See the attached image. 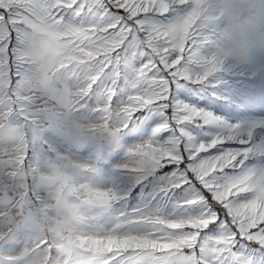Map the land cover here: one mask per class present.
<instances>
[{
	"label": "snow or ice",
	"instance_id": "1",
	"mask_svg": "<svg viewBox=\"0 0 264 264\" xmlns=\"http://www.w3.org/2000/svg\"><path fill=\"white\" fill-rule=\"evenodd\" d=\"M223 3L0 0V59L15 55L26 20L89 33L90 52L119 45L98 59L108 67L93 89L125 124L99 172L108 174L125 146L144 157L128 203L177 209L196 234L194 255L166 264H264V72L233 75L214 52L213 13Z\"/></svg>",
	"mask_w": 264,
	"mask_h": 264
},
{
	"label": "rangeland",
	"instance_id": "2",
	"mask_svg": "<svg viewBox=\"0 0 264 264\" xmlns=\"http://www.w3.org/2000/svg\"><path fill=\"white\" fill-rule=\"evenodd\" d=\"M22 31L25 37L14 46L15 55L0 59V69L9 75L10 134L20 137L22 129L16 125L15 112L22 107L15 106L16 90H23L26 99L43 91L40 83L44 80L38 81V66L32 62L33 51L41 54L44 50L49 56V46L57 44L56 71L68 70V93L74 99L63 119L68 122V138L74 145L68 149L71 184L68 205L58 208L60 213L55 216L49 183L42 177V157L50 155L49 146L43 139H35L33 129L37 127L29 120L38 111L24 106L23 147L21 142H11L10 136L9 165L0 169V264H166L176 254L194 255L190 247L196 234L185 231L187 221L177 209L151 200L128 203L138 171L146 166L135 149L125 146L109 173L99 172V160L105 152L115 151L125 124L120 122L121 109L110 107L99 97L100 89H93L108 67L100 68L98 59L105 53L111 55L119 45L109 42L108 48L90 52L82 45L92 42L91 34L75 30L52 33L34 20H26ZM213 48L216 52L215 43ZM64 59L68 63H60ZM17 64L22 66L19 73ZM225 67H232L233 75H257L254 70ZM18 164L19 170L14 171ZM259 194L264 196V185Z\"/></svg>",
	"mask_w": 264,
	"mask_h": 264
},
{
	"label": "crops",
	"instance_id": "3",
	"mask_svg": "<svg viewBox=\"0 0 264 264\" xmlns=\"http://www.w3.org/2000/svg\"><path fill=\"white\" fill-rule=\"evenodd\" d=\"M57 47V44L49 46L52 50V53H48L49 56L44 50H41L42 55L35 51L31 55L32 62L38 66L36 67L39 74L37 77L38 81L44 80L42 84L40 83L43 91H37L38 95L35 98L26 99L23 90H16L17 104L15 106H22L17 107L15 112V116L18 119L16 125L22 128L20 137L19 134H10L9 75L0 69V169L7 168L9 165L7 147L10 142V136L12 137L11 142L13 140H16L17 143L21 142L23 147V128H25L26 123L24 106H32V109L38 111L32 118H29L32 122L31 125L37 127V130L33 129L36 136L35 139H43V142L48 144L50 150V155L42 157L45 170V174L42 177L45 182L49 183L47 190H49L50 196H53L51 197V205L55 216L60 213L58 208L63 209L68 205V184H71V176L68 175V149L71 150L74 146L71 137L69 136L68 138V122L65 123L63 121L66 118V112L74 105V99L68 93V70L56 71L59 61L57 60L58 56L54 55V52L56 53ZM4 58L8 59V56H4ZM60 63L66 64L68 60H61ZM42 64H45L43 70H41ZM46 79H49V81H45ZM94 106H99V104H94ZM11 116L13 117L14 114ZM11 133L13 134L14 132L12 131ZM14 136H16V139ZM53 154H55V159H52ZM23 160L22 157L21 161ZM34 166V163H32L33 168ZM18 170L19 164L14 171ZM60 171L62 174H57ZM52 198L55 199L54 202H52Z\"/></svg>",
	"mask_w": 264,
	"mask_h": 264
},
{
	"label": "clouds",
	"instance_id": "4",
	"mask_svg": "<svg viewBox=\"0 0 264 264\" xmlns=\"http://www.w3.org/2000/svg\"><path fill=\"white\" fill-rule=\"evenodd\" d=\"M213 14L216 52L225 64L264 72V0H224Z\"/></svg>",
	"mask_w": 264,
	"mask_h": 264
}]
</instances>
